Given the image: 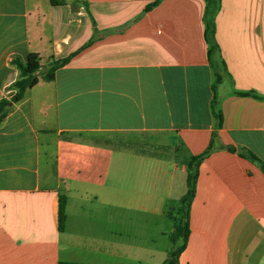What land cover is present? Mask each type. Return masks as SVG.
I'll use <instances>...</instances> for the list:
<instances>
[{
  "label": "crops",
  "instance_id": "0c3cea01",
  "mask_svg": "<svg viewBox=\"0 0 264 264\" xmlns=\"http://www.w3.org/2000/svg\"><path fill=\"white\" fill-rule=\"evenodd\" d=\"M53 1L0 0V101L14 58L70 57L0 124V264H163L186 160L214 133L179 264H264V172L242 156L264 163V0H216L218 97L206 0Z\"/></svg>",
  "mask_w": 264,
  "mask_h": 264
},
{
  "label": "trees",
  "instance_id": "16d2710c",
  "mask_svg": "<svg viewBox=\"0 0 264 264\" xmlns=\"http://www.w3.org/2000/svg\"><path fill=\"white\" fill-rule=\"evenodd\" d=\"M52 4H55L53 0ZM206 40L208 42V59L214 70L216 77L215 83L213 85V91L216 93L217 85L222 82L223 75L226 74L227 69L224 60L221 57L219 47L215 40V22L214 14L216 11V0H206ZM152 4L150 6H153ZM70 60V57H66L59 60L52 59L44 70H42L41 57L36 52H30L27 55L25 61L20 58H14L12 60V65L15 66L19 71L18 79L12 84V89L15 91L14 95L10 100L3 99L0 101V124L4 121L6 116L9 114L12 104L20 102L24 99L26 92L33 88L40 80L52 81L55 77V72L57 69L65 65ZM239 95H247V93H238ZM213 111L215 116L218 118V127L222 123V113L219 106V100L217 97L213 101ZM216 139V134H213L212 142L208 149L198 156H192L186 160V165L188 168L187 174V191L185 195L180 199L178 205L175 208H171L170 216L174 222L175 230L171 234V241L173 247L169 251L168 258L163 264H179V258L181 253L185 250L189 234V210L191 203L194 199L196 192V182L198 177V169L201 162L209 156L214 151V141ZM233 151L232 148L229 149ZM242 156L247 157L253 161L260 163L262 170L264 172V163L261 162L252 152L248 151L242 154ZM66 198L60 196L59 199V210H58V222L59 230L62 231L64 228L66 212ZM59 264H84V263H70V262H59Z\"/></svg>",
  "mask_w": 264,
  "mask_h": 264
},
{
  "label": "rangeland",
  "instance_id": "374dc122",
  "mask_svg": "<svg viewBox=\"0 0 264 264\" xmlns=\"http://www.w3.org/2000/svg\"><path fill=\"white\" fill-rule=\"evenodd\" d=\"M220 85L221 84L217 85V90H216L217 97L219 96V94H220V92L222 90V88L219 87ZM123 212L124 213H131V211H127L126 209H124ZM126 224L131 229H134L136 227V228H140V229H147L149 232H151V230H152V224H154V223H152V221H149V220H138V221L137 220H133V221L127 222ZM168 224H169V228L168 229H172L173 228V222L170 221ZM161 242H162V245H164L166 247L168 245L171 246L170 248L173 247V243L171 241V237H170V239H168L167 237L166 238H163V239H161Z\"/></svg>",
  "mask_w": 264,
  "mask_h": 264
}]
</instances>
